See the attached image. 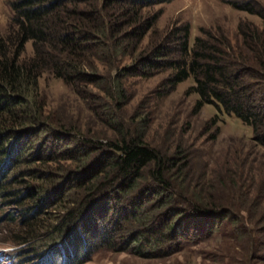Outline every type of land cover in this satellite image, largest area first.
Listing matches in <instances>:
<instances>
[{
  "label": "trees",
  "instance_id": "obj_1",
  "mask_svg": "<svg viewBox=\"0 0 264 264\" xmlns=\"http://www.w3.org/2000/svg\"><path fill=\"white\" fill-rule=\"evenodd\" d=\"M162 1H7L12 15L0 35V201L16 208L17 214L9 216L12 224L22 222L17 230L12 226V242L25 248L23 262L55 264L56 255L58 264H81L96 248L113 249L118 244L134 252L142 251L144 244L148 254L164 249L168 241L169 247L178 249L188 236L190 240L209 235L211 226L208 232L199 228L189 233L196 218L214 222L231 216V201L213 189L206 194L202 186L191 187L172 157L157 154L131 126L125 130L110 101L100 102L96 94L115 99L119 109L118 102L126 97L124 77L165 67L170 69L165 81L169 91L191 77L190 87L199 95L196 110L211 104L218 112L235 116L264 148V112L256 106L258 98L264 101V30L241 32L244 44L254 51L249 64L199 38L190 46L188 25L168 41L143 49L141 41L154 24L143 16L142 8ZM246 3L236 0L232 5L255 13L253 4ZM258 13L264 23V13ZM171 41L175 46L167 44ZM27 42L32 47L29 56ZM174 52L177 56H171ZM123 57H130V62L115 66ZM112 68L115 73L107 76ZM44 73L90 96L94 113L106 118L113 137L99 141L83 137L79 130L51 126L37 101ZM245 74L251 82L240 79ZM254 84L262 85L261 91L254 90ZM42 129L52 141L31 152L27 138ZM41 163L43 167L37 165ZM122 197L133 199V206L122 204ZM148 206L152 208L144 216ZM110 207L113 216L108 214ZM49 218L51 224L43 223ZM44 255L49 257L46 262Z\"/></svg>",
  "mask_w": 264,
  "mask_h": 264
},
{
  "label": "rangeland",
  "instance_id": "obj_2",
  "mask_svg": "<svg viewBox=\"0 0 264 264\" xmlns=\"http://www.w3.org/2000/svg\"><path fill=\"white\" fill-rule=\"evenodd\" d=\"M7 1L0 0V35L5 32L12 15ZM233 1L236 0H165L143 7V16L152 20L154 25L142 39L141 48L150 47L151 50L157 43L177 36L181 26L188 25L190 46L199 38L208 44L219 45L228 52V56L237 54L249 64L248 59L253 57L254 51L249 44H244L241 32L264 30L263 20L258 15V12L264 13V0H238L243 4L252 3L255 13L235 8ZM256 43H259L258 39ZM167 44L175 46V41ZM31 53V44L27 42L25 55ZM177 54L174 52L171 56ZM130 60V57H123L114 65H127ZM115 71V68L109 69L106 75L112 77ZM169 73L170 69L159 67L124 77L122 83L126 97L118 102L121 105L119 109H115V99L104 97L97 89L93 91L100 95V102L110 101L109 106L114 107L113 111L122 120L125 130L131 126L133 132L139 134L157 154L172 157L180 166L181 177L190 178L191 187L202 186L206 194H211L213 189L231 201L232 214L226 218L217 217L214 222L204 217L196 218L189 233L199 228L208 232L211 226L209 235L190 240L188 236L178 249L169 247V241L164 249L155 250L152 254L146 253L148 250L144 244L140 252L131 251L128 246L125 249L126 245L118 244L113 249L100 246L81 264H264V148L253 140L251 128L235 116L220 113L211 104H204L196 110L199 95L190 87L194 85L191 77L169 91L165 83ZM240 79L251 82L246 74ZM252 87L261 91L262 85L254 84ZM37 101L44 106L51 126L57 129L79 130L83 137L99 141L113 137L111 128L105 124L106 118L94 113L90 96L80 95L70 84L51 73H44L39 79ZM256 106L264 112V101L258 98ZM44 133L42 129L27 138L31 152L37 145L44 146L45 142L52 141L51 134L47 132L48 138ZM37 165L43 167V163ZM174 169L177 175L178 171ZM24 180L28 182L27 177ZM32 182L36 183L35 180ZM234 184L237 185L235 191L228 189ZM121 199L124 200L122 204L133 206V199ZM112 201L105 205L112 206ZM151 208L148 206L143 211L144 216ZM15 210L14 206L0 201V264H32L31 261H22L27 257L25 248L12 242L15 236L12 226L17 230L22 223L16 225L9 220L11 213L17 214ZM109 210V216H113V207ZM51 220L46 219L43 223L51 224ZM109 224L110 221L107 226ZM130 233L127 232V236ZM121 238L118 236L117 242ZM19 247H22L21 252L17 251ZM43 259L46 262L49 257L44 255ZM53 261L60 263V257L53 255Z\"/></svg>",
  "mask_w": 264,
  "mask_h": 264
}]
</instances>
